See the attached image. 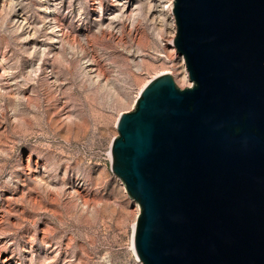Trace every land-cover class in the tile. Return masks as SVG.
Listing matches in <instances>:
<instances>
[{"label":"rangeland","instance_id":"1","mask_svg":"<svg viewBox=\"0 0 264 264\" xmlns=\"http://www.w3.org/2000/svg\"><path fill=\"white\" fill-rule=\"evenodd\" d=\"M119 1L0 0V264H141L116 124L155 77L192 82L169 0Z\"/></svg>","mask_w":264,"mask_h":264},{"label":"water","instance_id":"2","mask_svg":"<svg viewBox=\"0 0 264 264\" xmlns=\"http://www.w3.org/2000/svg\"><path fill=\"white\" fill-rule=\"evenodd\" d=\"M192 85L152 79L120 115L111 172L140 208L141 264H264V0H175Z\"/></svg>","mask_w":264,"mask_h":264},{"label":"bare ground","instance_id":"3","mask_svg":"<svg viewBox=\"0 0 264 264\" xmlns=\"http://www.w3.org/2000/svg\"><path fill=\"white\" fill-rule=\"evenodd\" d=\"M175 0H169V2L167 3V6H166V10H167V14H168V16L170 17L169 19H171V25H172V27H173V30H174V32H173V35H172V38H171V40H170V45L171 46H173L172 44H173V38H174V36H175V31H176V23H175V18H174V16L172 15V11H173V2H174ZM119 4L120 5H122V7L125 9V8H127L128 7V3L127 2H125L124 0H120L119 1ZM182 57V56H181ZM185 62V61H184ZM185 70V69H184ZM188 72V71H187ZM186 73V72H185ZM188 74V73H187ZM186 74V75H187ZM110 159H111V153H110ZM135 228V226L133 227V229ZM133 244V243H132ZM132 249H133V252H134V246L132 245ZM135 253V252H134ZM136 256V255H135ZM138 260V259H137ZM139 261V260H138Z\"/></svg>","mask_w":264,"mask_h":264}]
</instances>
